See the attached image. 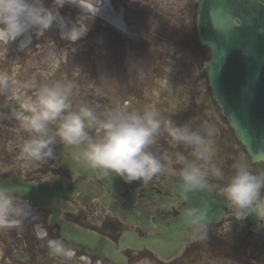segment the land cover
I'll return each mask as SVG.
<instances>
[{"label": "flooded vegetation", "instance_id": "obj_1", "mask_svg": "<svg viewBox=\"0 0 264 264\" xmlns=\"http://www.w3.org/2000/svg\"><path fill=\"white\" fill-rule=\"evenodd\" d=\"M175 2L179 39L186 43L187 15H195L198 0ZM157 8L162 14H168L164 7ZM169 34L170 31L162 28L158 41H170ZM156 41V38L151 40L153 45ZM158 56L156 65L151 66L152 60L142 70H135L138 66L134 65L135 69L127 72L132 75L110 90L116 98L88 96L80 105L71 103L74 109L81 106L94 109L101 119L117 108L143 112L151 107L158 112L161 130L148 150L161 159L163 169L146 184L141 180L126 183L114 172L104 176L88 169L72 159L74 148L59 142L54 146L52 157L29 163L22 155V145L29 134L17 132V122L8 118L11 110L18 106L17 101L11 99V92L0 95V114H3L0 115V179L21 176L33 183L51 182L60 186L45 203L22 199L31 205V218L24 219L22 227L18 228L20 233L14 237L6 234L0 237V264H141L146 257L148 264H177L176 261L203 264L207 260L264 264V219L254 212L238 219L235 209L219 194L220 188L234 174L236 165L244 164L253 174L261 175L264 171L261 173L259 167L264 166V162H256L237 139L209 87L189 82L195 72H181L171 58ZM14 91L25 96L35 93L29 94L20 88ZM168 121L187 124L205 135L211 141L212 163L224 173L222 179H217L209 172V189L189 193L187 201L182 200L178 187L177 158L180 154L191 158V150L171 139L164 127ZM89 131L93 137L97 134L95 128ZM205 195L211 212L206 221L207 235L194 239L181 211L184 207L198 206V200ZM261 197L264 198V188ZM221 201H227V209L216 216L214 209L219 213ZM41 228L48 232L44 239L37 235ZM68 231L71 235L79 233L94 248L68 239L65 237ZM52 238L71 246L76 255L66 259L50 254L47 239Z\"/></svg>", "mask_w": 264, "mask_h": 264}, {"label": "clouds", "instance_id": "obj_2", "mask_svg": "<svg viewBox=\"0 0 264 264\" xmlns=\"http://www.w3.org/2000/svg\"><path fill=\"white\" fill-rule=\"evenodd\" d=\"M54 2L55 10L46 6L45 0H0V43L19 40V48L24 49L31 43V33L42 36L54 25L59 29L61 39L76 43L85 37L90 26L76 18L72 20L63 16L59 9L65 5L73 6L80 10L79 15H83L90 0ZM12 83L14 81L7 71H0V95L11 92V99L18 104L8 118L17 122V132L29 134L22 145V155L29 163L52 157L54 146L59 142L75 149L72 159L78 164L104 176L114 172L126 183L141 180L146 184L162 171L161 159L148 150L162 124L154 108H145L143 112L117 108L105 113L101 119L94 109L87 106L73 108L69 99L70 83L41 85L34 96L12 90ZM164 127L174 142L191 150V158L183 154L177 158L180 167L176 174L182 200L187 201L189 193L209 189V172L217 179L223 178V171L212 163V145L205 135L187 124L168 121ZM93 128L97 130L94 137L89 131ZM262 188L264 174H253L246 165L239 164L219 194L228 201L231 209H235L238 219L253 212L264 219ZM208 208V201L201 198L199 206L184 207L181 211V217L192 229L194 239H203L207 235ZM31 211V205L16 195L15 186L0 184V230L22 227ZM37 235L44 239L48 232L41 228ZM47 245L52 255L66 259L76 255L75 249L59 239H47Z\"/></svg>", "mask_w": 264, "mask_h": 264}, {"label": "rangeland", "instance_id": "obj_3", "mask_svg": "<svg viewBox=\"0 0 264 264\" xmlns=\"http://www.w3.org/2000/svg\"><path fill=\"white\" fill-rule=\"evenodd\" d=\"M133 1L134 11L137 14H125L120 11L116 13L121 15L130 24V27L133 24L136 25L137 29L140 32L142 31L141 37L136 39L126 37L112 27L106 26L104 22L97 18L93 21L92 15L87 13L79 15L80 11L78 9L65 5L59 9L60 13L69 19L75 20L76 18L80 23L89 25L90 30L87 35L81 41L72 43L66 39H61L59 29L54 25L42 36L35 37L34 44L26 51H21L19 48V40L7 44L0 43V71H7L11 80L14 81L11 84L12 90L18 87L21 90H27L29 94L35 92L44 84L70 83L72 90L69 99L75 105H80L88 96L99 99L105 97L116 98L117 95H113L112 92L114 91L110 90L125 81L126 76L132 75V73L128 74L127 72L134 70V65L138 66L135 70H142L141 68L150 63L151 60V66L156 65L158 55H166L172 60L179 59L182 65L181 70H184V72L187 70L195 71V76L193 74L194 77L188 79L189 82L195 86H207L208 83L203 75L202 65L204 60L209 57V49L198 44L195 31H192L194 15L192 13L187 15L188 42L184 43L179 39L181 33L178 15L175 14V6L177 5L175 0ZM45 4L55 10L54 0ZM157 6L164 7L168 14H162V10ZM153 13L156 14V17ZM162 28L168 30V32L170 31L167 36L171 39L170 41H158L160 38L158 34ZM106 32L111 34L108 35ZM99 34L102 35L103 44L100 48H97L95 43ZM155 38L157 41L153 45L151 40ZM51 47L55 50H53V53H48L51 62L47 63V68L25 70V65L29 60L38 58L41 56L40 52ZM131 49L134 50L131 51ZM137 50H139L138 53ZM131 55H134V57L132 58ZM152 55L156 56L150 59ZM187 60H189V63H187ZM99 62H102V69L98 68ZM86 69L85 74H88V76L85 80H82L83 71ZM147 70L145 69V71ZM27 85L33 86L27 87ZM30 218V216L27 217V219ZM18 233H20V230L13 227L0 230V237L4 234L14 237ZM147 258L141 264H148ZM206 262H208L207 264H229L223 260H218V262L207 260ZM206 262L202 263L206 264ZM176 263L182 264L181 261H176Z\"/></svg>", "mask_w": 264, "mask_h": 264}, {"label": "water", "instance_id": "obj_4", "mask_svg": "<svg viewBox=\"0 0 264 264\" xmlns=\"http://www.w3.org/2000/svg\"><path fill=\"white\" fill-rule=\"evenodd\" d=\"M196 27L199 42L210 49L204 66L214 97L253 158L264 159V0H200ZM0 184L41 201L55 191L19 177ZM225 208L221 201L220 213Z\"/></svg>", "mask_w": 264, "mask_h": 264}, {"label": "bare ground", "instance_id": "obj_5", "mask_svg": "<svg viewBox=\"0 0 264 264\" xmlns=\"http://www.w3.org/2000/svg\"><path fill=\"white\" fill-rule=\"evenodd\" d=\"M113 4L115 5L116 11L112 9ZM75 8L78 9L77 7ZM85 8L87 9L85 13L90 14L99 20L101 19L103 22H106V24L112 25L114 29H116L122 34H126L127 36H130L131 39H136L142 36L141 34L142 31L140 32V30L137 29L136 25L132 23L133 25L130 27V24L126 22L125 20H123L122 17L116 13L117 11L118 12L120 11L125 14H128V13L137 14V12L134 11V1L133 0H124L120 2H116L114 0H90V3L86 4ZM31 37L35 38L38 36L35 34V32H33L31 33ZM95 44L97 48H100L102 46L103 43H102L101 34L97 36ZM30 47L31 45H28L26 48L21 49V51H26L30 49ZM53 50L55 49L51 47V48H46L44 51L40 52L41 56L33 60L31 59L26 63L25 70H39V69L47 68V63L51 62V59L49 58L48 53H51V52L53 53ZM102 66H103L102 62L101 63L99 62L98 68L102 69ZM86 71L87 69L83 71L82 80H85V78L88 76V74H85ZM19 76H22V75H19Z\"/></svg>", "mask_w": 264, "mask_h": 264}]
</instances>
